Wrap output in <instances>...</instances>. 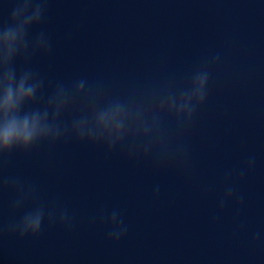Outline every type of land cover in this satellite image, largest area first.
I'll list each match as a JSON object with an SVG mask.
<instances>
[{
  "label": "water",
  "instance_id": "obj_1",
  "mask_svg": "<svg viewBox=\"0 0 264 264\" xmlns=\"http://www.w3.org/2000/svg\"><path fill=\"white\" fill-rule=\"evenodd\" d=\"M48 3L51 51L31 59L46 93L86 77L109 94H143L207 68V99L180 127L165 118L162 131L185 146L166 160L75 136L0 157V264H264V0ZM10 11L0 6V23ZM9 177L35 190L21 208ZM37 204L71 223L46 213L39 234L10 231ZM113 209L127 226L119 240Z\"/></svg>",
  "mask_w": 264,
  "mask_h": 264
},
{
  "label": "clouds",
  "instance_id": "obj_2",
  "mask_svg": "<svg viewBox=\"0 0 264 264\" xmlns=\"http://www.w3.org/2000/svg\"><path fill=\"white\" fill-rule=\"evenodd\" d=\"M0 6L11 9L9 18L0 23V157L69 136L106 145L109 150L126 146L133 157L155 153L166 160L184 154V144H173L162 125L167 117H174L178 127L192 120L197 107L207 99V68L194 71L185 86L143 94H109L102 82L92 83L86 77L69 82L58 80L48 86L50 91L46 93L45 78L31 66V59L37 52L51 51V40L43 27L48 0H0ZM254 166L255 158L250 157L248 167ZM240 174L243 176L244 171ZM4 182L12 184L20 194L16 208L34 196V188L16 177ZM155 191L159 193V186ZM233 195V188L228 186L221 207ZM57 212L62 222L71 223L66 210L37 204L9 229L20 237L37 235L46 213L52 222ZM110 220L113 227L109 236L119 240L127 226L117 209L112 210ZM260 238L264 234L257 233Z\"/></svg>",
  "mask_w": 264,
  "mask_h": 264
}]
</instances>
